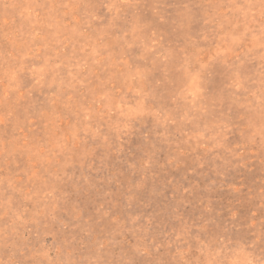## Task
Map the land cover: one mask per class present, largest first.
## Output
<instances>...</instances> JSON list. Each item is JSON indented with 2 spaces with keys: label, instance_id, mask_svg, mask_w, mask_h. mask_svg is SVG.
<instances>
[{
  "label": "rangeland",
  "instance_id": "1",
  "mask_svg": "<svg viewBox=\"0 0 264 264\" xmlns=\"http://www.w3.org/2000/svg\"><path fill=\"white\" fill-rule=\"evenodd\" d=\"M0 264H264V0H0Z\"/></svg>",
  "mask_w": 264,
  "mask_h": 264
}]
</instances>
